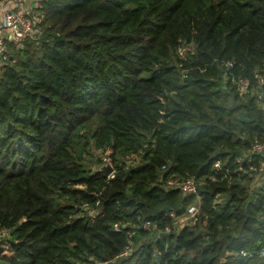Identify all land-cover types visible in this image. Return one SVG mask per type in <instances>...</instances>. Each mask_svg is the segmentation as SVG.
I'll return each instance as SVG.
<instances>
[{
  "label": "trees",
  "instance_id": "obj_1",
  "mask_svg": "<svg viewBox=\"0 0 264 264\" xmlns=\"http://www.w3.org/2000/svg\"><path fill=\"white\" fill-rule=\"evenodd\" d=\"M37 10L34 35L0 66V264H264V179L251 187L255 175L234 171L264 141V114L226 106L222 90L238 95L231 74H264V0H43ZM180 40L196 44L187 61ZM90 145L113 148L112 178L85 161ZM168 174L205 180L197 222L173 227L194 197L164 189ZM82 202H98L95 217Z\"/></svg>",
  "mask_w": 264,
  "mask_h": 264
},
{
  "label": "built area",
  "instance_id": "obj_2",
  "mask_svg": "<svg viewBox=\"0 0 264 264\" xmlns=\"http://www.w3.org/2000/svg\"><path fill=\"white\" fill-rule=\"evenodd\" d=\"M43 0H34L33 2L26 3L25 0H0V66L5 64L10 58V48L12 46L16 48H22L26 39L34 35L35 21L32 17V12L37 9ZM224 65L229 68L232 66V62H224ZM232 72L226 73L229 76ZM232 82L235 84L238 94H246L251 92L255 96L256 102L259 105L260 110L264 114V74L255 72L252 79L247 76L231 74ZM226 77V76H225ZM102 151V160L104 164L109 165L112 171L106 175L107 178H112L115 174V169L112 166L113 148H99ZM139 152H131L123 157L125 167L134 166L139 163ZM264 156V141L254 139L247 151L236 156L235 161L237 163L235 172L239 174L247 173L248 175H259L264 177V162L254 164L251 162L252 155ZM246 160L247 167L242 168L241 162ZM214 169H221L222 163L216 161L213 164ZM166 168L163 166L162 170ZM228 173V170H226ZM161 186L166 190H178L183 196H193L194 200L186 206L184 215L187 219L195 218L200 212L201 197L199 195L200 188L205 184L203 178H195L194 176H179L176 174H168L159 179ZM219 199L213 200V205L218 203ZM98 202L92 206L88 202H82L81 208L86 216L89 218L95 217L98 213L96 206ZM176 221V220H175ZM124 224L122 222H116L113 224V228L118 230ZM139 227L145 230H152L155 227L154 223L149 221L142 222ZM174 227V226H173ZM172 227L170 225L165 226L163 232H170ZM7 230L0 227V235H7ZM131 235V234H130ZM129 235V236H130ZM133 249V243L129 240L121 256L128 255ZM264 254V250L262 251Z\"/></svg>",
  "mask_w": 264,
  "mask_h": 264
},
{
  "label": "rangeland",
  "instance_id": "obj_3",
  "mask_svg": "<svg viewBox=\"0 0 264 264\" xmlns=\"http://www.w3.org/2000/svg\"><path fill=\"white\" fill-rule=\"evenodd\" d=\"M33 1L34 0H31L30 2H33ZM25 2L28 3L27 0H25ZM40 14L41 13L37 9H35L32 12V17H33L35 23H37L41 20V17L39 18V16H41ZM22 48H24V47H22ZM10 52H11V54L13 52H14V55L16 54L15 53L16 51L12 52L11 49H10ZM175 52H176V55L179 57V60L182 59V60L187 61L190 55L196 53V44L194 43L193 40L188 42V43H186L184 40H180L179 45L176 46V48H175ZM180 61H176L175 65H176V67L181 66V67H177V68L180 69L179 72H181L182 76L184 77V72L188 71V69H187L188 67L187 66L185 67L183 65V62H180ZM187 65L189 66L190 64H187ZM0 72H1V69H0ZM222 90H224L226 92L225 99H226V106H228V107L231 106V107L236 108L237 110L245 109L246 106L247 107L249 106L251 108V107H253V104H255L257 106V108L259 107L258 103L256 102L255 96L252 95L251 92H248L246 94H238L237 96H235L234 92H232L231 89H229V88L224 87V89H222ZM258 109H260V108H258ZM89 150H90L89 156H87V154H85V156H86V157H84L85 161L90 165V167L93 170H95V169L102 170L103 165H105L103 160H102V151H100L99 148H95L93 145H90ZM116 158L121 160L119 155H117ZM112 166L114 167V163H112ZM263 179H264L263 176H259V175L254 176L252 181L250 182V186L254 187L255 184H258V182H261ZM222 197L223 196H221V199H222ZM98 209H99V207H96L97 212H98ZM198 220H199L198 215L193 219H187V217L183 213L181 216L173 219V226H174V228H176L177 226L179 227L182 224H193V223L197 222ZM127 224H129L131 227L135 226L134 222H132L130 220H128L126 222V225ZM6 237H8V235H0V240L3 238H6ZM154 237H155V233L152 231L150 233L145 234V235H139L138 244L141 242L152 241L154 239ZM138 244L135 243V246ZM94 264H98V263L95 262Z\"/></svg>",
  "mask_w": 264,
  "mask_h": 264
},
{
  "label": "water",
  "instance_id": "obj_4",
  "mask_svg": "<svg viewBox=\"0 0 264 264\" xmlns=\"http://www.w3.org/2000/svg\"><path fill=\"white\" fill-rule=\"evenodd\" d=\"M102 171L105 175H108L112 171V168L109 165L105 164L102 167Z\"/></svg>",
  "mask_w": 264,
  "mask_h": 264
},
{
  "label": "crops",
  "instance_id": "obj_5",
  "mask_svg": "<svg viewBox=\"0 0 264 264\" xmlns=\"http://www.w3.org/2000/svg\"><path fill=\"white\" fill-rule=\"evenodd\" d=\"M27 1H28V3H30L31 0H27Z\"/></svg>",
  "mask_w": 264,
  "mask_h": 264
}]
</instances>
